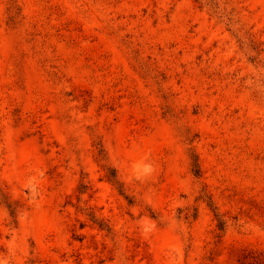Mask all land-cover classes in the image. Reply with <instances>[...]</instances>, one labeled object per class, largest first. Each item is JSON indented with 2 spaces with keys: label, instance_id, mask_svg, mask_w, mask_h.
I'll list each match as a JSON object with an SVG mask.
<instances>
[{
  "label": "rangeland",
  "instance_id": "rangeland-1",
  "mask_svg": "<svg viewBox=\"0 0 264 264\" xmlns=\"http://www.w3.org/2000/svg\"><path fill=\"white\" fill-rule=\"evenodd\" d=\"M0 264H264V0H0Z\"/></svg>",
  "mask_w": 264,
  "mask_h": 264
}]
</instances>
